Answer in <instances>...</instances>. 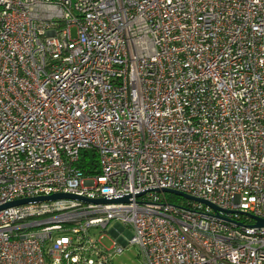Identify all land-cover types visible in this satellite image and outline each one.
I'll return each instance as SVG.
<instances>
[{
    "label": "built area",
    "instance_id": "1",
    "mask_svg": "<svg viewBox=\"0 0 264 264\" xmlns=\"http://www.w3.org/2000/svg\"><path fill=\"white\" fill-rule=\"evenodd\" d=\"M155 189L264 219V0H0V206L130 197L1 210L0 264L128 246L140 264H264V228Z\"/></svg>",
    "mask_w": 264,
    "mask_h": 264
},
{
    "label": "water",
    "instance_id": "2",
    "mask_svg": "<svg viewBox=\"0 0 264 264\" xmlns=\"http://www.w3.org/2000/svg\"><path fill=\"white\" fill-rule=\"evenodd\" d=\"M152 192L173 195V196L182 198V199L187 200V201L202 204V205H204V206H206L212 210L213 216L215 218L223 220L227 223L236 225L238 227H242L243 225L241 223H238V222L231 220L230 218H228L226 216L232 215V214H240V215L248 217L251 221L254 222V224L251 225V227L258 228V229L264 228V219L254 217L250 214L239 213V212H234V211H225V210H222V209L218 208L217 206L211 204L208 201H205L202 199H197V198L191 197L189 195H186V194L180 193L178 191H174V190H167V189L158 190V189H155ZM62 200L80 201V202H84V203H88V204L104 205V204L128 203L130 201V197H124V198H119V199H114V200H105V199L88 200L85 198H81V197H77V196L69 195V194H53L50 196L36 197V198H30V199H21V200L13 201L10 203H6V204L0 206V211L7 209V208L17 207V206L31 204V203L39 204V203L56 202V201H62ZM221 214H223V215H221Z\"/></svg>",
    "mask_w": 264,
    "mask_h": 264
},
{
    "label": "rangeland",
    "instance_id": "3",
    "mask_svg": "<svg viewBox=\"0 0 264 264\" xmlns=\"http://www.w3.org/2000/svg\"><path fill=\"white\" fill-rule=\"evenodd\" d=\"M72 37H75V30L71 31ZM114 229L121 228L116 223H111L108 228L106 229V234L111 237L112 239H116L120 242L126 241L130 235L129 232L127 233H120L118 236L115 234ZM127 230V229H125ZM105 233H98V237L104 235ZM139 249L137 247L128 246L124 249L122 254L115 255L113 257V264H140V257H139Z\"/></svg>",
    "mask_w": 264,
    "mask_h": 264
},
{
    "label": "trees",
    "instance_id": "4",
    "mask_svg": "<svg viewBox=\"0 0 264 264\" xmlns=\"http://www.w3.org/2000/svg\"><path fill=\"white\" fill-rule=\"evenodd\" d=\"M84 170L86 171V173L90 172L86 166H84ZM166 199L168 202L174 203V204H182V203L184 204L185 203L183 199L173 196V195H166Z\"/></svg>",
    "mask_w": 264,
    "mask_h": 264
}]
</instances>
